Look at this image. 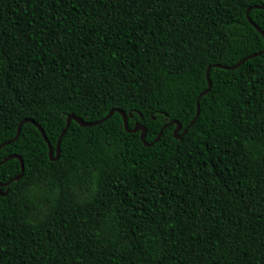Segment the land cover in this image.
Masks as SVG:
<instances>
[{
    "label": "trees",
    "instance_id": "16d2710c",
    "mask_svg": "<svg viewBox=\"0 0 264 264\" xmlns=\"http://www.w3.org/2000/svg\"><path fill=\"white\" fill-rule=\"evenodd\" d=\"M261 4L0 0V145L29 118L55 156L70 113L115 108L148 142L182 133L211 65L181 138L148 146L115 110L72 119L52 159L24 121L0 147L25 165L0 185V264H264Z\"/></svg>",
    "mask_w": 264,
    "mask_h": 264
},
{
    "label": "water",
    "instance_id": "95a60500",
    "mask_svg": "<svg viewBox=\"0 0 264 264\" xmlns=\"http://www.w3.org/2000/svg\"><path fill=\"white\" fill-rule=\"evenodd\" d=\"M254 7H261V8H264V4H261V5H255ZM247 16H248V18L250 19L249 11H247ZM250 21L255 25V27H256V28L262 33V35L264 36V30L260 27V25H258L256 22H254V21L251 20V19H250ZM260 53H261V52L253 53V54L249 55L248 57H253V56H256V55H258V54H260ZM242 61H244V60H242ZM242 61H241V62H242ZM241 62H240V63H237V64H233V65H225V64H221V63H217V64H215V65H216V66H219V67H225V68H235V67H237L239 64H241ZM210 68H211V65H210V66L208 67V69H207V77H208V83H209V85H208V87H207V88H206V89H205V90L199 95L198 100H197V112H196V115H195V117L192 119V121H191V122H190V123L184 128V130L182 131V133H179V131H180L181 128H182V123H181L180 121H178V120H171L170 122L165 123V124L161 127V129H160L158 135L155 137V139H154L153 141L148 142V141L146 140V134H147V128H146V126H145L144 124L137 123V124L135 125V127L130 128V127H129V121H128L129 115H128L124 110H122L121 108H115V109H111V110H110V111H109L104 117H102V118H100V119H98V120H93V121H87V120L83 119L82 117L75 115L74 113H70V114L68 115V118H67L66 126H65V128L63 129V131H62V133H61V135H60V137H59V140H58V142H57V145H56V152H57V154H56L55 156H53V154H54L53 147H52L50 141L48 140V138H47V136H46V134H45L44 129L42 128V126H41L38 122H36L34 119H29V118H28V119H24V120H22V121L20 122L19 126H18V130H17V133H16L15 137H14L13 139H11V140H7V141L3 142V143L0 145V147H1L3 144L10 143L12 140L16 139V138L19 136L20 131H21V127H22V124H23L24 121H31V122H33V123L39 128V130L41 131V133L43 134V136H44L45 139L47 140L48 145H49V150H50V156H51V158H52V159H57V158L59 157V153H60V145H61V139H62V136H63V134L65 133V131L67 130V128H68V126H69V124H70V121H71L72 119L76 120V121H77L78 123H80L81 125L89 126V125L97 124V123H99V122H102V121L108 119V118L113 114V112H114L115 110H117L118 112H120V114L123 116V119H124V126H125V128H126L128 131L135 132V131L141 130V139H142V140L144 141V143H145L146 145H148V146L153 145L156 141H158V140L160 139V137L162 136L164 129H165L168 125H170V124H172V123H176V124H177V125H176V128L174 129L175 137H176V138H181L182 135H183V134L189 129V127H191L192 124L196 121V119H197V117H198V115H199V112H200V97H201L203 94L207 93V92L209 91L210 87H211V80H210V78H209V70H210ZM11 157H17V158L20 159V161H21V172H20L18 175H15V176L12 177L11 179H9L8 181H1V180H0V185H2V186L8 185L12 180L20 178V177L23 175V172H24V170H25L24 161H23L22 157H21L19 154H11V155H9L8 157H6L5 159H3L1 162H4V161L8 160V159L11 158ZM1 162H0V163H1ZM1 193H2V194H5L6 192H2V190H1Z\"/></svg>",
    "mask_w": 264,
    "mask_h": 264
}]
</instances>
